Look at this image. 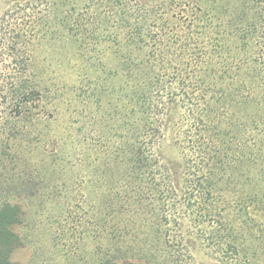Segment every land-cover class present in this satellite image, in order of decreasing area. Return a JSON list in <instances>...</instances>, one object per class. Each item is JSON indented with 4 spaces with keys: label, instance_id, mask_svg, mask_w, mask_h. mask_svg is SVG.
I'll list each match as a JSON object with an SVG mask.
<instances>
[{
    "label": "trees",
    "instance_id": "trees-1",
    "mask_svg": "<svg viewBox=\"0 0 264 264\" xmlns=\"http://www.w3.org/2000/svg\"><path fill=\"white\" fill-rule=\"evenodd\" d=\"M84 88L101 120L126 128L99 179L115 178L165 246L189 219L222 263L264 264V0H12L0 16V145L16 122L55 121ZM167 134L183 155L175 171L158 158ZM64 173L45 184L71 186ZM0 199V264H15L23 210ZM103 254L98 264H160Z\"/></svg>",
    "mask_w": 264,
    "mask_h": 264
},
{
    "label": "rangeland",
    "instance_id": "rangeland-1",
    "mask_svg": "<svg viewBox=\"0 0 264 264\" xmlns=\"http://www.w3.org/2000/svg\"><path fill=\"white\" fill-rule=\"evenodd\" d=\"M11 1L0 0V16ZM92 95L87 88L77 95L67 92L64 99H72L70 105L67 100L62 102L55 121L35 122L29 129L16 122V138L7 141L3 136L1 139L0 180H7L0 182V196L17 200L23 210L22 222L15 229L20 243L12 254V261L15 264H98L106 253L115 256L118 262L143 263L152 255L160 264H224L206 246L205 238H199L197 226L189 219H185L182 231L177 226L172 228L175 247L165 246V238L153 232L152 224L144 221L145 217L137 216L135 206L123 193L125 189L120 191L114 186L115 178L99 179V170H106L101 166L105 162L103 154L110 155L112 160L122 145L119 136L125 134L126 128L119 129L117 117L101 120L99 106ZM177 114L173 109L171 119ZM27 131L29 134H25ZM170 135H166L158 158L175 171L183 155L173 145ZM3 143L7 144L6 148ZM42 160L65 165L72 177L71 186L64 182L53 189L49 183L45 184L48 174L55 180H64L66 175L62 167L57 171V165L51 166L56 169L54 173L45 171ZM38 181H43L44 192L34 197V183ZM101 186L108 190L105 203H99ZM115 247L119 250L114 251Z\"/></svg>",
    "mask_w": 264,
    "mask_h": 264
}]
</instances>
